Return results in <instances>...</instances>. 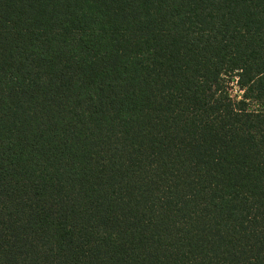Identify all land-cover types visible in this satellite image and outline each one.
Here are the masks:
<instances>
[{"label":"trees","instance_id":"16d2710c","mask_svg":"<svg viewBox=\"0 0 264 264\" xmlns=\"http://www.w3.org/2000/svg\"><path fill=\"white\" fill-rule=\"evenodd\" d=\"M0 264H264V0H0Z\"/></svg>","mask_w":264,"mask_h":264},{"label":"rangeland","instance_id":"374dc122","mask_svg":"<svg viewBox=\"0 0 264 264\" xmlns=\"http://www.w3.org/2000/svg\"><path fill=\"white\" fill-rule=\"evenodd\" d=\"M236 93V88L234 87L233 91H232V94Z\"/></svg>","mask_w":264,"mask_h":264}]
</instances>
